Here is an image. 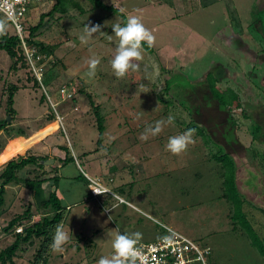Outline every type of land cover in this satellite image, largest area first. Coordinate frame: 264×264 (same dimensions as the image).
Returning <instances> with one entry per match:
<instances>
[{
	"label": "rangeland",
	"instance_id": "374dc122",
	"mask_svg": "<svg viewBox=\"0 0 264 264\" xmlns=\"http://www.w3.org/2000/svg\"><path fill=\"white\" fill-rule=\"evenodd\" d=\"M55 2L34 4L25 18L27 25L38 24ZM79 3L83 11L68 3L66 14L56 12L41 20L36 40L54 47L53 56L43 64L42 86L35 85L33 73L22 62L12 70V60L0 51V120L10 124L9 134L0 130V173L9 160L22 155L51 159L61 147L69 155L57 169L59 182L42 184L41 195L47 199L55 191L63 217L58 225L70 239L61 250H53V227L38 264H45L44 257L46 264H97L100 257H111L117 232H139L140 242L160 239L166 232L145 214L210 248L208 264H264V257L251 246L241 215L234 214L233 204L222 197V164L214 160L228 153L235 161L236 184L245 201L241 210L264 245V32L255 15L264 0ZM132 15L140 18L155 41L152 52L142 47L141 58H133L135 69L118 77L111 65L119 44L112 25H123ZM0 20L13 35L15 29L1 14ZM86 24L101 27L81 43ZM93 58L99 63L89 76ZM207 73L220 78L221 90L239 94L242 109L221 108L205 83ZM11 85L20 87L13 97V118L7 114ZM50 115L56 121L45 126ZM169 115L174 117L171 122ZM98 119L103 125L100 145ZM156 121H164L161 132L142 138ZM255 124L262 127L258 139L253 135ZM19 129L32 135L11 141L20 136ZM187 129H195L192 142L178 154L170 152L168 138ZM58 162L44 165L41 160L44 176H54ZM37 168L30 164L18 170V181L6 186L0 250L15 240L3 228L28 205L31 222L53 216L52 206H37V185L33 194L25 184L42 174ZM87 175L108 191L92 199L83 183ZM43 241L41 237L23 244L16 264L36 261Z\"/></svg>",
	"mask_w": 264,
	"mask_h": 264
},
{
	"label": "trees",
	"instance_id": "16d2710c",
	"mask_svg": "<svg viewBox=\"0 0 264 264\" xmlns=\"http://www.w3.org/2000/svg\"><path fill=\"white\" fill-rule=\"evenodd\" d=\"M92 1V0H88ZM70 3L71 6L74 8H77L78 10H82L80 6L76 5L75 2L72 0H56L55 4L51 8V10L46 13L42 14L40 16V20L38 24L35 25H27V22L24 21V27H25V36L24 41L26 42L27 46L34 47L38 50V53L41 55H44L45 58L41 59L39 63H45L47 59H50L53 56L54 47L48 46L43 44L42 42H38L36 40L37 36L39 35V28L41 26V20L44 19L47 16H52L54 13L59 12L61 14H66L68 12L67 4ZM97 6V5H96ZM96 6L93 4L92 8H96ZM31 8L29 9V11ZM255 15L257 16V20L261 22L262 29L264 32V7L259 10L255 11ZM28 21V20H26ZM9 23V22H8ZM10 24V23H9ZM142 47L146 49L149 52H152V48L145 42H141ZM0 51H4L9 58L12 60V64L10 68L12 70H16L18 67L19 61L22 62V65H25L27 69L29 70L30 74L31 69L30 66L26 60L24 49L22 45V40L20 37L14 33L13 35H9L6 31L3 33H0ZM32 79L34 80L35 85H38L39 81L35 78L34 75H31ZM44 78V77H43ZM220 78H216L210 73H207L205 75V83L208 86V90L210 91L213 98L217 100L219 105L222 109H227L230 111L233 108L236 109H242L243 103L242 100L237 92L234 90L228 88L226 90H221L217 86V82ZM44 80V79H43ZM42 80V84H43ZM40 84V83H39ZM19 86L11 85L8 88V109L7 114L10 115L11 118H13V114L15 110L13 109V97L14 93L19 89ZM43 100V98H42ZM93 104V103H92ZM47 120L54 121L56 120L54 115L48 116ZM9 126L10 124L7 123L6 120H0V130H4L6 134H9ZM97 127L99 131V138L97 140V144L100 145L102 142V132H103V125L102 121L98 119L97 121ZM262 127L258 124L254 125V138L258 139L261 135ZM20 136L28 137V135L25 136V133L19 129ZM98 150V149H97ZM48 157H37L34 155H28L26 157L20 156L17 159H11L9 160L6 165L4 166L3 171L0 173V209L5 204V192H6V186H8L11 183H15L18 181L17 178V171L20 169L25 168L27 165L34 164L38 166V170L42 169L43 166L39 163L41 160H47ZM69 158H65L64 162H66ZM225 159V162L223 161ZM218 163H221L222 169H223V195L222 197L226 200L230 201L234 206V214L241 215V221L242 226L245 229V231L248 233L249 238L251 239V245L255 247L258 252L264 257V245L260 242L255 232H253V229L248 224L247 220L245 219V215L243 214L241 210V206L245 202L240 193L238 192V188L235 181L236 176V166L235 161L232 160L229 157L228 153H224L222 155L215 156V159ZM45 174L36 175L33 180L27 181L25 184L27 188L30 190V192L35 193V188L37 185L38 193L34 197L36 204L39 208H48L49 206H52L53 210V216H43L40 220L37 222H31L32 218V212H31V205H28L25 211L22 215L15 216L11 221L8 222V224L3 228L5 233L8 234L12 232L13 237L15 240L6 248L3 250H0V264H16L15 258L17 256V253L21 250L22 245H31L33 240L35 238H43V244L41 245L40 249L36 252V261H34L32 264H38L40 257L43 255L42 252H46L48 249V245H50V238L53 234V227H57L58 224H60L61 220L63 219L61 214V205L60 201L58 200L55 191H52L47 199H43L41 195L42 190V184L48 181H52L55 184L58 182L57 176H52L49 179L44 177ZM44 177V178H43ZM56 188V187H55ZM21 227L22 230L17 232L16 229ZM53 231V232H52ZM52 232V233H51ZM43 252V253H44ZM43 263H47V259L44 257L42 260Z\"/></svg>",
	"mask_w": 264,
	"mask_h": 264
},
{
	"label": "clouds",
	"instance_id": "9594fccd",
	"mask_svg": "<svg viewBox=\"0 0 264 264\" xmlns=\"http://www.w3.org/2000/svg\"><path fill=\"white\" fill-rule=\"evenodd\" d=\"M7 11V7L5 8ZM99 24L89 26L85 25L82 34L80 35L81 43H87L93 33H96L100 29ZM7 25L5 21L0 20V33L6 31ZM113 32L119 37V44L116 49L115 55L111 60L112 68L115 75L120 77L124 76L129 69H135L137 64L133 61L141 58L142 44L147 43L151 46L155 37L144 26L138 16L132 15L127 18L126 23L123 25L116 23L112 25ZM99 63L98 58L90 59L88 75L95 74L96 65ZM174 119L169 115L168 122ZM164 121H156L154 126L146 128L145 133H142V138L146 139L150 133L156 135L161 132ZM195 129H187L183 133L170 136L167 142V149L175 154H178L186 150L189 143L192 142V133ZM141 233H121L117 232L112 240V248L114 252L111 257L102 256L97 261V264H143L145 256L141 249L137 246L140 240ZM70 239L69 233L65 231L63 225H57L50 247L53 250H61L63 245Z\"/></svg>",
	"mask_w": 264,
	"mask_h": 264
},
{
	"label": "built area",
	"instance_id": "2783aa9c",
	"mask_svg": "<svg viewBox=\"0 0 264 264\" xmlns=\"http://www.w3.org/2000/svg\"><path fill=\"white\" fill-rule=\"evenodd\" d=\"M41 1L42 0H0V14L7 19L10 25L15 29V33L22 40L24 54L31 72L42 86L41 78L44 73V63H39V61L44 59L45 56L38 53L36 48L27 46L24 41L26 33L24 27L25 18L29 9L34 4ZM6 7L7 11H5ZM62 91L63 90L60 92L62 93ZM91 183L93 187L90 188V193L93 196L107 191L101 188L97 181L91 180ZM152 221L160 226L166 233L160 239L152 242H138L137 246L145 256L143 264H208L211 255L210 248L200 246L185 235L158 220L152 219ZM21 230V227L16 229L17 232Z\"/></svg>",
	"mask_w": 264,
	"mask_h": 264
},
{
	"label": "crops",
	"instance_id": "0c3cea01",
	"mask_svg": "<svg viewBox=\"0 0 264 264\" xmlns=\"http://www.w3.org/2000/svg\"><path fill=\"white\" fill-rule=\"evenodd\" d=\"M73 2H75L76 3V5H78V6H80V8H81V5H80V0H79V2H77L78 0H72ZM83 1H85V2H88V0H83ZM82 9V8H81ZM81 11H83V10H81ZM54 121H56V120H54ZM54 121H48L46 124H45V126L47 125V124H49V123H51V122H54ZM38 131V130H37ZM36 131V132H37ZM30 135H32V134H30ZM30 135H28V137L30 136ZM28 137H24V136H18V137H16L15 139H12L11 141H13V140H16V139H22V140H25V139H27ZM64 147H61V149H55L54 150V152H53V154H52V160H53V162L52 163H55V161H56V159H58L59 160V162H58V164H59V166H57V167H54V169H55V171H56V174L54 175V176H57V174H58V172H59V170H57V169H60V168H62L63 167V161L65 160V158H67L69 155H68V153L66 152H64V149H63ZM2 155V153H0V156ZM30 155V154H29ZM32 155H34V156H37V157H39L38 156V154H32ZM23 156V155H22ZM41 157V156H40ZM49 159V158H48ZM39 171H41V173H43L45 170H42V169H40ZM43 171V172H42ZM53 176V175H52ZM51 175H49V176H44L45 178H47V179H49L50 177H52ZM43 177V178H44ZM58 177V176H57ZM236 177V176H235ZM91 180H94V179H92V178H90L88 175L85 177V180H84V186H85V189H86V191L87 192H89L90 193V188H92L93 187V185H92V183H91ZM95 181H97V180H95ZM235 181H236V178H235ZM58 182H59V180H58ZM98 182V184H99V186L101 187V188H103V189H106L107 191H108V188L106 187V185H104L103 183H101L100 181H97ZM46 183H48V180H47V182H45L44 184H46ZM50 183V182H49ZM237 185V184H236ZM105 193V192H104ZM102 194V193H101ZM90 195H91V197H92V199H95L96 197H98L99 195H97V196H93L91 193H90ZM115 196V195H114ZM116 197V196H115ZM86 198H87V195H86ZM117 198V197H116ZM134 198H136V196H134ZM121 201H122V203H126V205L127 206H129V208L131 209V210H134V211H136V212H140L138 209H137V207L131 202V201H125L124 199H122L121 197L119 198ZM252 203V202H251ZM253 204V203H252ZM254 205V204H253ZM254 207H257L258 208V206H254ZM259 209V208H258ZM260 210H262V208H260ZM105 212L107 213L108 212V210H105ZM123 213H124V215L126 214V212H125V209L123 210ZM145 213V212H144ZM150 220H152V219H155V218H152L150 215H148V214H145ZM156 220V219H155ZM155 223V222H154ZM130 225V224H129ZM155 225H156V223H155ZM161 232L163 233V231L161 230ZM163 235V234H162ZM154 240H156V238L154 239ZM252 246V245H251ZM253 247V246H252ZM209 262H212V257H210V259H209ZM212 264V263H211Z\"/></svg>",
	"mask_w": 264,
	"mask_h": 264
},
{
	"label": "water",
	"instance_id": "95a60500",
	"mask_svg": "<svg viewBox=\"0 0 264 264\" xmlns=\"http://www.w3.org/2000/svg\"><path fill=\"white\" fill-rule=\"evenodd\" d=\"M8 121H9V119H8ZM52 162H53L52 159L43 160V164H44V165H46V164H50V163H52Z\"/></svg>",
	"mask_w": 264,
	"mask_h": 264
}]
</instances>
